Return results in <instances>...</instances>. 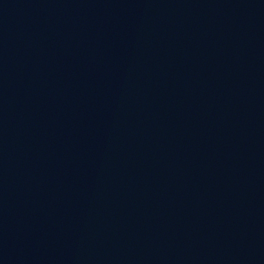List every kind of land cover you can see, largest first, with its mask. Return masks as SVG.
I'll use <instances>...</instances> for the list:
<instances>
[{"label":"water","instance_id":"95a60500","mask_svg":"<svg viewBox=\"0 0 264 264\" xmlns=\"http://www.w3.org/2000/svg\"><path fill=\"white\" fill-rule=\"evenodd\" d=\"M0 264H264V0H0Z\"/></svg>","mask_w":264,"mask_h":264}]
</instances>
